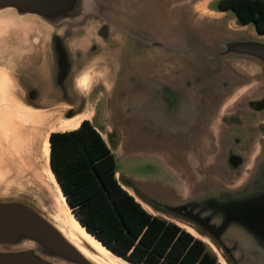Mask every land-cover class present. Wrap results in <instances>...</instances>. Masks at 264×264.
<instances>
[{
    "label": "water",
    "instance_id": "water-1",
    "mask_svg": "<svg viewBox=\"0 0 264 264\" xmlns=\"http://www.w3.org/2000/svg\"><path fill=\"white\" fill-rule=\"evenodd\" d=\"M205 1L0 0V74L12 107L61 108L65 118L81 111L80 77L102 74L110 146L160 155L192 189L182 196L119 174L122 187L191 226L228 264H264V136L235 182L220 175L216 139L227 109L264 86V33L200 10ZM254 103L264 110V96ZM56 212L23 191L0 192V264H98Z\"/></svg>",
    "mask_w": 264,
    "mask_h": 264
},
{
    "label": "trees",
    "instance_id": "trees-1",
    "mask_svg": "<svg viewBox=\"0 0 264 264\" xmlns=\"http://www.w3.org/2000/svg\"><path fill=\"white\" fill-rule=\"evenodd\" d=\"M239 24L264 33V0H218ZM50 168L81 225L132 264H219L206 243L151 214L115 177L116 160L89 120L49 134Z\"/></svg>",
    "mask_w": 264,
    "mask_h": 264
},
{
    "label": "rangeland",
    "instance_id": "rangeland-1",
    "mask_svg": "<svg viewBox=\"0 0 264 264\" xmlns=\"http://www.w3.org/2000/svg\"><path fill=\"white\" fill-rule=\"evenodd\" d=\"M217 2L218 0H210L209 2L205 1L204 3L202 2L203 4L201 3L198 5V7L205 12L209 9L213 11L211 12L212 14L215 13L218 16L227 19L229 18V20H232L230 22L231 25L239 27L240 24L235 19L233 12L228 10L222 13V11L217 8ZM244 28L253 30V25L249 24ZM4 79L6 78L1 76L0 82L5 83ZM1 86L2 84H0L2 94L4 92L8 93V91L12 93L13 88L8 89L7 91L6 83L4 89L1 88ZM85 91L86 95L83 98L81 109L88 114L90 122L97 127L107 144L110 146L107 137V131L109 129L107 116L109 85L103 82L102 74L98 75L93 73L90 83ZM12 97L13 96L0 95V100H3L0 101V104L3 103L2 111L0 112V115H2L0 118V120H2V122H0V133H2V135L0 136H4L6 139V142L3 141V144H0V192L3 190L23 191L38 199V201L49 210L58 211L60 204L55 195L54 188L49 184L47 176L43 172L44 160L41 155V147L46 133L51 130V125L56 123L59 118L63 117L60 113L61 108H52L47 110V112H41L36 121L34 118H31L33 121H28L27 119L29 118L19 117L26 113L22 114V112H19L15 114L13 112V107L10 105L11 103H8L7 101ZM242 98H246V96ZM227 110H229V108ZM83 120L84 119L81 118L80 123ZM66 130L69 129L62 127L56 128L55 131ZM13 140L15 142L14 145L12 143ZM1 141L2 140H0V142ZM110 150L116 160V170L118 173L116 172L117 175L115 173V176L117 178L119 177V174L128 175L137 179L140 178L141 181H149L153 184L173 189L182 196H186L190 193L192 186L188 182L186 174L182 170L176 168L174 164L169 163L168 161L166 162L160 155L154 156L158 161L154 162L143 160L140 157L143 154H140L138 151L131 152L129 150H122L121 146L118 148L110 146ZM249 161L250 160H248V162ZM228 175H232V173ZM241 176H243V174ZM232 178L233 180L240 179L236 175H233ZM6 181L12 183H6ZM154 193L161 194L162 192L156 191ZM147 211L153 215L174 222L183 228L180 225L184 224L183 222L172 218L167 214L153 210L151 207ZM197 234L200 236H197V238L208 241L207 238L205 239L198 232ZM205 243L212 253L215 254L219 264H223L219 257V255L222 257L221 252L218 250L215 251L207 242Z\"/></svg>",
    "mask_w": 264,
    "mask_h": 264
},
{
    "label": "bare ground",
    "instance_id": "bare-ground-1",
    "mask_svg": "<svg viewBox=\"0 0 264 264\" xmlns=\"http://www.w3.org/2000/svg\"><path fill=\"white\" fill-rule=\"evenodd\" d=\"M2 77H5L4 75H1ZM90 78L89 74H84L82 77L79 79V86L81 88V91L83 92L87 89L88 84L90 83ZM6 80V79H5ZM2 84L1 88L4 89L5 83L0 82ZM2 91V89L0 90ZM2 94V93H1ZM7 93H3L2 96H8L5 95ZM14 98V97H12ZM14 102L12 101L11 104ZM1 103V108H2ZM13 107V112L15 114L21 113L26 116L24 118H29L27 119L28 121H31L33 118L36 121L37 118L40 116L41 112L35 111L33 109H27L24 110L16 105ZM4 110V109H3ZM91 112V111H90ZM88 114L85 113L84 111H80L77 114H75L71 118H65L61 117L59 120L51 125V130L46 133L42 147H41V155L44 160V167H43V172L47 176V179L49 181V184L54 188L55 195L57 197V200L59 202V210L54 213V220L57 221L58 226L60 229L90 258H92L95 262L98 264H131L127 259L124 257L116 254L109 248H107L100 240H98L93 234L88 232L84 226L81 225L80 221L74 216L71 208L68 206V203L65 199V195L63 194L55 176L54 173L51 170L50 166V142H49V134L53 131L56 130V128H67L69 130L75 129L79 126L80 124V119L83 118L88 119ZM32 118V119H31ZM89 120V119H88ZM33 121V120H32ZM41 125V124H40ZM118 173V172H117ZM116 173V175H117ZM47 185V184H46ZM130 194H132L138 202L141 203V205L146 209L149 210L150 206L144 202H142L136 195L135 193L128 187L123 186ZM184 229L189 231L190 233L194 234L196 237L199 236L197 232L189 225L187 224H180ZM200 237V236H199ZM204 240V239H203ZM205 241V240H204ZM82 242L87 243L93 250H89ZM207 242L215 251H217V248L209 241ZM220 257V261L223 264H228L223 257Z\"/></svg>",
    "mask_w": 264,
    "mask_h": 264
},
{
    "label": "flooded vegetation",
    "instance_id": "flooded-vegetation-1",
    "mask_svg": "<svg viewBox=\"0 0 264 264\" xmlns=\"http://www.w3.org/2000/svg\"><path fill=\"white\" fill-rule=\"evenodd\" d=\"M264 96V86L253 91L252 97L236 102L220 120L217 132V150H221L217 164L225 181L235 182L232 176H241L258 138L264 136V110H256L254 101ZM82 111V109H81ZM90 121V120H89ZM232 173V175H228Z\"/></svg>",
    "mask_w": 264,
    "mask_h": 264
}]
</instances>
